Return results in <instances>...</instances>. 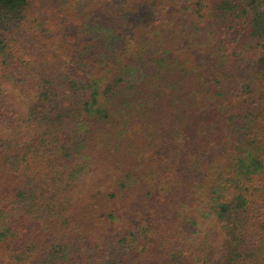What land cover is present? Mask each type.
<instances>
[{"label": "trees", "instance_id": "1", "mask_svg": "<svg viewBox=\"0 0 264 264\" xmlns=\"http://www.w3.org/2000/svg\"><path fill=\"white\" fill-rule=\"evenodd\" d=\"M34 1L0 0V264H264V0Z\"/></svg>", "mask_w": 264, "mask_h": 264}, {"label": "rangeland", "instance_id": "2", "mask_svg": "<svg viewBox=\"0 0 264 264\" xmlns=\"http://www.w3.org/2000/svg\"><path fill=\"white\" fill-rule=\"evenodd\" d=\"M34 5H35V7L42 6L40 2L38 3V0H35V1H34ZM42 7H43V6H42ZM32 15H33V14H32ZM56 28H58V29H59V28H62L61 24L58 23L57 26H56ZM64 30H65V24H64ZM27 34H28L30 37H32V39H33L34 42H37L38 38H40L38 35H37V36L34 35L33 32L29 30V31L25 32V33L22 35V38H23L25 41L28 39ZM58 34H61V33L59 32ZM65 39H66V37H64V39H59V37H55V38L51 39V40L48 42V44H47V46L45 47V49H44V53L46 54V56H48L49 58H50V57H53L54 60L56 61L57 52H56V50L54 49V47H57V50H58V49H59V48H58L59 45L57 46L58 42H59V43H62V42H64ZM42 42H43V41H42ZM50 44H52V45H54V46H51ZM70 45H71V43H70L69 45H66V46H65V44H64V46H65V48H64V49H65V53H66V51L68 50V48H70ZM46 48H47V51H46ZM55 61H54V62H55ZM55 63H58V64L61 66V64H60L58 61H56Z\"/></svg>", "mask_w": 264, "mask_h": 264}]
</instances>
